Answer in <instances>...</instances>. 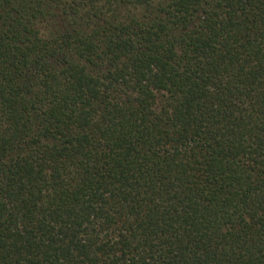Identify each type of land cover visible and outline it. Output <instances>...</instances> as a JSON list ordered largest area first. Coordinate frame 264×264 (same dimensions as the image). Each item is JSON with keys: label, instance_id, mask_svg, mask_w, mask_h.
<instances>
[{"label": "trees", "instance_id": "1", "mask_svg": "<svg viewBox=\"0 0 264 264\" xmlns=\"http://www.w3.org/2000/svg\"><path fill=\"white\" fill-rule=\"evenodd\" d=\"M0 264H264V0H0Z\"/></svg>", "mask_w": 264, "mask_h": 264}]
</instances>
